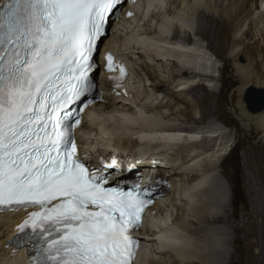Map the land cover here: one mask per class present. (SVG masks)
<instances>
[{"label": "bare ground", "instance_id": "1", "mask_svg": "<svg viewBox=\"0 0 264 264\" xmlns=\"http://www.w3.org/2000/svg\"><path fill=\"white\" fill-rule=\"evenodd\" d=\"M163 1L166 5L163 12L157 8L159 11L153 14L152 6L158 1H145L147 7L143 15L152 14L150 20L156 21L154 29H144L139 35L136 29L122 37L116 35L121 26L131 25L137 16L112 26L111 37L103 49L115 51L130 63L131 97L116 96V91L121 90H111L106 79H102L105 101L85 114L76 132L80 152L93 162L100 157L107 162L115 159L120 174L125 178L138 176L148 190L149 182L154 186L158 185V180L169 182V187L161 188V199H164L157 201L153 208L158 217L149 218L141 230L143 244L138 264H230L236 257H242L245 264H264V169L255 170L249 165L251 158L264 160V139L244 149L243 198L240 213L233 217L229 215L230 204L224 202L223 187L217 178V171L222 167L220 159L229 152V135H215L216 130L209 128L201 132L210 141L198 142L203 135L201 139L195 137L201 132L163 122L173 115L182 122L197 123L216 114V109H212L199 92L193 94L195 89L205 90L212 85L214 76L208 74L209 71L202 72L209 70L203 65L209 63L210 58L198 45V50L190 48L187 52L182 50L181 44L164 47L154 41L161 39L173 44L183 29H187L214 51V43L221 37L227 20L237 34L226 51H230L232 70L239 78L238 97L242 98L248 87L264 90V0ZM139 8L136 4L133 11ZM172 21L179 26L170 38H165ZM187 44L190 45L184 41L183 45ZM217 57L228 60L224 54ZM174 58L179 61V67L168 71L167 66H178ZM224 68L219 72L224 73ZM197 79L207 84L200 86ZM156 93H164L168 99L165 112L161 110L163 103L154 106L143 101L154 102ZM189 94H192L190 98ZM130 103H136L139 111H134ZM231 110L246 134L254 131L264 137V110L249 112L244 100L232 101ZM235 128L236 133L241 129L236 125ZM93 129L96 134L92 137ZM236 137L241 142V137ZM181 147L185 148L179 152ZM131 166L140 171L135 172ZM167 212L170 219L165 222ZM164 214L166 217L162 218ZM19 216L0 215V264H26L22 254L14 252L13 246H6ZM149 243L155 251H144L143 246Z\"/></svg>", "mask_w": 264, "mask_h": 264}, {"label": "snow or ice", "instance_id": "2", "mask_svg": "<svg viewBox=\"0 0 264 264\" xmlns=\"http://www.w3.org/2000/svg\"><path fill=\"white\" fill-rule=\"evenodd\" d=\"M124 2L0 5V209H39L27 212L9 242L39 239L29 264H134L140 241L132 233L151 193L139 184L107 187L108 176L88 168L75 140L96 87L89 74L97 44ZM104 59L108 72L118 69L110 79L121 87L125 67L111 53ZM104 167L115 168L116 160Z\"/></svg>", "mask_w": 264, "mask_h": 264}, {"label": "rangeland", "instance_id": "3", "mask_svg": "<svg viewBox=\"0 0 264 264\" xmlns=\"http://www.w3.org/2000/svg\"><path fill=\"white\" fill-rule=\"evenodd\" d=\"M145 1L146 0H139L138 6L140 7L139 8L140 10L139 11L137 10L138 11L137 20L135 22H132L131 25L121 26L119 28V30L117 31V34H116L117 36L122 37L124 35H127V33H129V31L131 29L139 30V33L137 34V35H139L140 33H143L144 29L156 28V21L150 20L151 16L153 13L157 12V10H158L157 8H160V10H161L160 12H163L166 5H165L163 0H157L158 1L157 3L159 5L156 3L153 4L152 9H151L152 14L148 13L147 16H144L142 10H143V6H144L143 3ZM154 6H155V8H154ZM205 10H207V9H205ZM207 12L210 13L211 10L210 11L207 10ZM257 13H258V11L256 12V16H257ZM191 24L192 25L194 24L193 20H192ZM224 24H225V26H223L221 37L218 40H216V42L214 43V47H213L214 51H212L206 47L207 45H206L205 41L200 40L199 37L195 36L192 33L189 34L187 29H183V32L175 38L174 43L170 42L173 44H168V42L166 40H161V39H154V41L158 42L159 45H165L164 47H171L172 45H174L176 43L181 44L183 47L182 50L187 51V52L190 50V48H191V50H198L196 48V46L198 45V46H200L199 47L200 50H202L201 52L206 54L210 58V60L212 61V63H210L209 70H203L202 71L203 73H206L207 71H209L208 74H211L212 76H214V78H211L212 79L211 80L212 81L211 87L209 89L205 88V90L195 89L193 91V94L195 92H199L201 97L210 104L211 108L216 109V114H214L212 116L205 117L204 119L199 120V122H197V123L182 122L179 118L174 117L173 115L169 116L168 117L169 119H166V122L164 120H163V122L165 124L194 128L195 132H201V131L204 132V131H206V129L210 128V129L216 130L215 135L219 134V133L226 134V136L229 135V139H228V140H230L229 151L232 148V152H234V153L237 152L238 157H239V161L237 164L235 159L227 153L228 155L226 157H224L222 160L220 159V161H222V167L219 169V171H217V175H218L217 178L220 180L222 187H223L224 202L226 204L227 203L230 204V206H228L229 215L236 217L240 213L239 208H240L241 201L243 198V189L242 188H243V174H244V157H243L244 149L247 148L248 145H250V144L251 145L259 144L261 142V140L264 139V137L260 134H257L254 131H252L249 134H246L244 128L241 126L240 123L239 124L237 123V119L232 113L231 103H232V101H235V100L237 101V98H238L237 89H238V86L240 85V82H239V78L236 75H234V72L232 70L233 64H232V61L229 59L230 51L229 52L226 51V47L228 46L229 42H231L237 36V34L232 31L231 24L228 23L227 20H225ZM177 26H179V23H177L176 21H172L169 25V32L167 33L165 38H167V37L170 38L173 35L175 28ZM111 29H112V27L110 28V30ZM140 30H142V31L140 32ZM110 37H111V34L109 31V34L106 37V39L104 40L103 45L107 43V40ZM186 40L188 41V43L190 45H188V44H187V46L183 45L184 41H186ZM103 45H102V47H103ZM218 54H224L225 56H227L228 60L225 61V60L218 58L217 57ZM173 60L175 61L176 64H178V66L173 67L172 65H169V66H167L168 71H175L179 67V61H177V59H175V58ZM241 62H244V60L241 59ZM223 66L225 67L224 73L223 72L220 73L219 69ZM196 83L200 84V86H203V85L207 84V81L202 80V79H197ZM160 85L163 86L162 83ZM162 86L160 88H162ZM247 89H245V91L242 94V101L244 100L245 92ZM256 89L260 90L262 88L256 87ZM161 92H163L162 89H161ZM164 95H165L164 93H159V94L156 93L154 102L152 100H143V101L144 102L146 101V103L147 104L149 103V105L153 104L154 106L157 105V103L161 102V103H163L162 105L164 106V108H162L161 110L163 112H165L167 110V107L165 108V105L167 104L168 99L167 98L165 99ZM191 95L189 94L188 97L190 98ZM208 95H210V97H208ZM244 103H245V101H244ZM127 104L129 105V102H127ZM135 105H136V103L135 104L130 103V106L133 108L134 111H139L138 107L136 108ZM245 105H246V103H245ZM246 109L249 112H251L247 108V105H246ZM166 113L168 115V112H166ZM196 117H198V119H199L200 115L198 114V115H196ZM235 125L238 127L240 126V128H241L238 133H236ZM95 131H96V129H93L92 137L94 136V134H96V133H94ZM203 132H201V134H199L198 137H195V138L201 139ZM237 135L241 137V142H239V139L236 137ZM204 137H207V136L203 135L202 140H200L198 142H203L205 140L210 141V138H204ZM182 138H184V137H182ZM218 143H220V142L218 141ZM184 148L185 147H181L180 149H178L179 152H182V150H184ZM249 161H250L249 165L253 169L257 170L260 168V171L264 169V160H262L261 158L258 159L256 157H254V158H251ZM235 172H238V174H239V181H240L239 196L236 195V185L234 182ZM224 174H225V176H224ZM225 191H226V193H229L228 197L225 195ZM165 214H166V216H168V218H165L163 221L167 222V220L169 221V219H170V217H169L170 212L169 213L167 212ZM165 214L162 216V218H164ZM159 221L162 223V219H159ZM143 248H144V251H147V252H149L150 249H152V251L153 250L155 251V248H153L152 244H150V243L146 246H143ZM238 248H239V246H238ZM230 250H232V249H230ZM234 263L245 264L243 262L242 257H236L230 264H234Z\"/></svg>", "mask_w": 264, "mask_h": 264}, {"label": "water", "instance_id": "4", "mask_svg": "<svg viewBox=\"0 0 264 264\" xmlns=\"http://www.w3.org/2000/svg\"><path fill=\"white\" fill-rule=\"evenodd\" d=\"M244 101L252 113L261 112L264 110V91L249 87L245 92Z\"/></svg>", "mask_w": 264, "mask_h": 264}, {"label": "trees", "instance_id": "5", "mask_svg": "<svg viewBox=\"0 0 264 264\" xmlns=\"http://www.w3.org/2000/svg\"><path fill=\"white\" fill-rule=\"evenodd\" d=\"M229 155H231L236 163L238 164V161H239V157H238V153H234V152H230ZM234 182H235V185H236V195L239 196V186H240V181H239V174L238 172H235V175H234Z\"/></svg>", "mask_w": 264, "mask_h": 264}, {"label": "clouds", "instance_id": "6", "mask_svg": "<svg viewBox=\"0 0 264 264\" xmlns=\"http://www.w3.org/2000/svg\"><path fill=\"white\" fill-rule=\"evenodd\" d=\"M210 63H212L211 60H210L209 64L203 65V67H205V68H210ZM231 151H232V148L230 149V151L228 152V154H229ZM228 154H227V155H228ZM227 155H226V156H227ZM165 181H167V180H165ZM167 182H168V181H167ZM168 183H169V182H168ZM228 194H229V193H226V191H225V195H226L227 197H228Z\"/></svg>", "mask_w": 264, "mask_h": 264}]
</instances>
